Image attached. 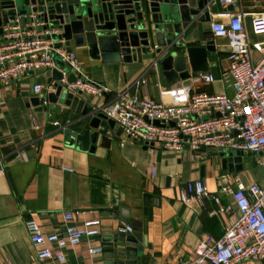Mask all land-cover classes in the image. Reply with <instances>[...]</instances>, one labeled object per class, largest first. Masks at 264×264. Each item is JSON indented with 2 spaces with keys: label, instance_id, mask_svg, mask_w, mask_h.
Instances as JSON below:
<instances>
[{
  "label": "crops",
  "instance_id": "0c3cea01",
  "mask_svg": "<svg viewBox=\"0 0 264 264\" xmlns=\"http://www.w3.org/2000/svg\"><path fill=\"white\" fill-rule=\"evenodd\" d=\"M209 11L210 19L195 21L185 41L190 46L214 42L215 51L208 52V71L214 74L215 82L180 80L179 94H168L172 85L166 83L159 66L151 67L149 61L104 63L91 58L86 46L73 45L83 73L105 87L101 95L84 92V97L102 106L124 91L154 101L175 100L188 88L192 92L233 96L229 68L234 44L226 37H215L211 22L246 12L250 39L260 41L263 37L251 31L250 22L252 13L264 11V0H243L227 6L213 2ZM142 79L146 83H136ZM49 80L47 73L39 72L9 87H0V264H38L27 221L34 219L46 234L65 235L67 211L75 212L78 224L99 219L101 235L67 247L64 262L52 259L49 264H115V257L106 258L113 254L107 234L126 225L140 231L139 239L149 243L141 262L135 264H183L194 256L202 236L220 238L237 215L211 214L219 208L212 196L202 204L182 202L180 189L187 181L204 178L211 194L219 196L225 207H234V202L231 195L220 190L221 174L228 173L245 183L255 180L264 184V151L245 152L242 167L232 171L223 165L220 151H192L186 147L183 153H177L166 148H145L127 139L123 129L111 130L105 142L99 139L95 152L69 146L63 126L69 123L71 110L51 103L49 109L39 110L31 101L41 95L33 91L34 82L47 85ZM145 208L151 210V215ZM100 244L103 253L89 252L90 246ZM136 255L127 254L133 259Z\"/></svg>",
  "mask_w": 264,
  "mask_h": 264
},
{
  "label": "built area",
  "instance_id": "2783aa9c",
  "mask_svg": "<svg viewBox=\"0 0 264 264\" xmlns=\"http://www.w3.org/2000/svg\"><path fill=\"white\" fill-rule=\"evenodd\" d=\"M221 4H239L243 0H219ZM248 13H231L226 21H212L211 31L215 37H226L234 44L230 57L229 74L235 89L233 96L225 93L191 91L172 101H154L128 92L119 93L113 100L103 104L104 111L122 127L127 139L154 148H166L183 153L208 149L214 151H241L259 153L264 151V11L251 14L250 29L263 37L252 41L246 23ZM31 15L33 22L20 23L19 17L4 28L0 34V87H9L14 82L31 76V72L47 73L60 68V82L68 89L101 95L105 87L83 73L78 55L64 45L57 46L51 35L56 30H39L45 25ZM256 52L259 57H256ZM157 68L159 64L155 63ZM74 74L77 78L69 82ZM191 81L213 83L216 78L210 71L193 76ZM55 81L47 85L34 82L33 91L42 94L53 90ZM137 84L146 83L145 79ZM181 91V90H180ZM178 87L168 91L180 92ZM181 93V94H182ZM159 120V124L155 121ZM174 121V125L171 122ZM60 125L59 121L55 122ZM223 193L233 198L234 207H225L219 196L212 195L204 178L187 181L180 189V199L200 204L213 197L219 212L236 213L220 238L212 234L202 236L194 249V256L183 264H264V184L252 180L248 183L233 178L228 173L218 177ZM73 211L64 213L66 234L43 232L34 219L27 221L31 243L38 264L49 260H66L65 250L81 244L84 238L101 235L99 219L75 222ZM120 230L133 231L131 225ZM91 254L104 252V246H90ZM171 264V263H166Z\"/></svg>",
  "mask_w": 264,
  "mask_h": 264
},
{
  "label": "water",
  "instance_id": "95a60500",
  "mask_svg": "<svg viewBox=\"0 0 264 264\" xmlns=\"http://www.w3.org/2000/svg\"><path fill=\"white\" fill-rule=\"evenodd\" d=\"M213 2L219 0H0V34L18 17L25 24L33 22L31 15L37 13V20L46 23L38 29L56 30L51 37L57 46L64 45L70 51L73 45L86 46L91 58L104 63L149 61L151 67L157 63L166 83L177 87L180 80L190 83L191 77L209 70L208 52L215 51L214 42L190 46L185 34L195 21L210 19L209 7ZM58 67L47 71L55 81L53 90L31 101L39 110L49 109L50 103L68 107L69 123L63 126L67 144L95 152L99 139L107 141L111 130L121 132L122 127L107 115L103 105L86 99L83 90L64 86L60 82L63 67L60 60ZM76 78L71 74L68 81ZM144 146L148 148V144ZM220 152L224 166L228 165L232 171L242 167L245 152ZM145 212L151 215L149 208ZM139 234L136 230L109 232L107 238L113 254H107L106 258L115 257V264L140 263L149 243L139 239ZM128 253L137 254L136 258L127 256Z\"/></svg>",
  "mask_w": 264,
  "mask_h": 264
},
{
  "label": "rangeland",
  "instance_id": "374dc122",
  "mask_svg": "<svg viewBox=\"0 0 264 264\" xmlns=\"http://www.w3.org/2000/svg\"><path fill=\"white\" fill-rule=\"evenodd\" d=\"M256 57H259V54L256 52ZM211 151H214V150H211Z\"/></svg>",
  "mask_w": 264,
  "mask_h": 264
}]
</instances>
